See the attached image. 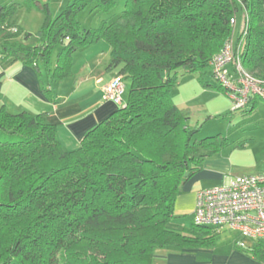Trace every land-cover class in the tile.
<instances>
[{
    "label": "trees",
    "instance_id": "1",
    "mask_svg": "<svg viewBox=\"0 0 264 264\" xmlns=\"http://www.w3.org/2000/svg\"><path fill=\"white\" fill-rule=\"evenodd\" d=\"M35 2L0 6L2 67L19 62L62 81L76 50L103 41L107 69L129 90L124 106L114 104L71 151L44 114L0 108V264H153L157 250L216 245L215 229L192 220L179 232L170 221L182 183L228 141L196 139L199 127L188 124L189 111L171 93L177 69L215 88L202 77L224 43L238 39L230 20L241 9L248 17L241 64L264 82V0H125L116 20L83 30L79 12L92 4L107 11L114 0H72L55 17L41 4L44 21L31 41L13 14ZM2 82L0 74V89ZM259 101L238 111L253 112ZM238 242L236 251L264 263V242Z\"/></svg>",
    "mask_w": 264,
    "mask_h": 264
},
{
    "label": "crops",
    "instance_id": "2",
    "mask_svg": "<svg viewBox=\"0 0 264 264\" xmlns=\"http://www.w3.org/2000/svg\"><path fill=\"white\" fill-rule=\"evenodd\" d=\"M14 2L15 0H0V6ZM34 4L28 9L41 12L40 5H48V0H36ZM238 16L236 15L235 30L239 32L243 20L242 15L239 16L240 19ZM16 26L21 29V26ZM1 50L0 40V56ZM109 61L110 47L105 42L98 41L85 45L73 53L71 75L62 81L49 80L42 68L35 70L19 62L2 67L0 63V74H3L0 108L3 107L12 114L21 112L32 115L44 114L46 120L55 126L57 138L63 149L75 150L84 135L117 108L111 101L103 100V89L116 73L115 70L107 69ZM192 99L194 96L186 97L180 103L174 104L187 109L191 117L193 108L189 107L188 102ZM227 141L228 144L219 153L205 158L199 169L182 183L174 202V218L170 221L172 229L182 231L192 224L198 191L225 186L235 176L264 171L250 169L247 164L249 159L247 153L253 152L256 163L262 160L264 144L253 145L252 138L242 140L227 138ZM153 264L264 263H258L233 247L222 252L215 248L157 250Z\"/></svg>",
    "mask_w": 264,
    "mask_h": 264
},
{
    "label": "built area",
    "instance_id": "3",
    "mask_svg": "<svg viewBox=\"0 0 264 264\" xmlns=\"http://www.w3.org/2000/svg\"><path fill=\"white\" fill-rule=\"evenodd\" d=\"M236 1L242 4L243 0ZM240 12L243 24L238 39L231 38L225 42L209 63L214 80L228 91L233 111L247 108L251 98L264 102V82L255 79L241 64L248 17L245 9ZM235 21L236 16L230 20L233 28ZM124 87L120 76H113L103 89V100L123 107ZM193 223L216 231H232L242 240L264 242V171L235 176L225 186L198 191ZM238 244L244 245L245 242L239 241Z\"/></svg>",
    "mask_w": 264,
    "mask_h": 264
},
{
    "label": "rangeland",
    "instance_id": "4",
    "mask_svg": "<svg viewBox=\"0 0 264 264\" xmlns=\"http://www.w3.org/2000/svg\"><path fill=\"white\" fill-rule=\"evenodd\" d=\"M70 1L72 0H48L51 16L55 17ZM15 2L20 3L17 0ZM124 4L125 0H114V4L107 11L96 9L93 4L86 7L85 10L79 12L76 16L80 29H95L103 21L111 22L116 20L121 14ZM238 15L241 16L240 11ZM239 16L238 19H240ZM13 21L15 25L21 26L22 31L32 33L31 41H34L36 39L35 35L44 21V16L41 12L34 9L29 10L25 7H19L13 14ZM240 32L241 28L238 33ZM199 77L198 73L187 74L183 69H177V79L171 93L173 103H180L184 98L194 96V99L189 101L188 105L193 108L191 109L190 125L199 127L194 135L195 138L203 139L213 135H220L221 137L237 140L252 138L253 145L264 144V102L259 101L253 112L242 114L240 111H235L232 113L233 110L227 95L216 90L218 84L212 77L211 69L202 78L215 88L203 87L198 81ZM124 86L123 102L127 98L129 83L125 82ZM194 87L196 90H194ZM247 156L249 157L247 164L250 169H264V157L261 158L262 160L259 163H256L253 159V152L252 154L247 153ZM190 228L191 224L187 227V230ZM236 241H242L245 244L251 243L249 240H242L236 233L225 230L219 234V240L216 245L205 249L215 248L222 252L233 248Z\"/></svg>",
    "mask_w": 264,
    "mask_h": 264
},
{
    "label": "water",
    "instance_id": "5",
    "mask_svg": "<svg viewBox=\"0 0 264 264\" xmlns=\"http://www.w3.org/2000/svg\"><path fill=\"white\" fill-rule=\"evenodd\" d=\"M184 176H185V177L188 176V173H186Z\"/></svg>",
    "mask_w": 264,
    "mask_h": 264
}]
</instances>
